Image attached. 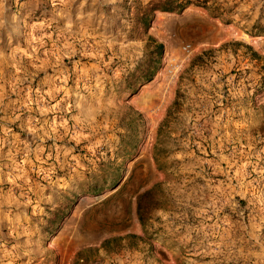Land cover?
Instances as JSON below:
<instances>
[{"label":"rangeland","instance_id":"374dc122","mask_svg":"<svg viewBox=\"0 0 264 264\" xmlns=\"http://www.w3.org/2000/svg\"><path fill=\"white\" fill-rule=\"evenodd\" d=\"M125 1L0 0V264H264V0L154 12L133 93Z\"/></svg>","mask_w":264,"mask_h":264},{"label":"trees","instance_id":"16d2710c","mask_svg":"<svg viewBox=\"0 0 264 264\" xmlns=\"http://www.w3.org/2000/svg\"><path fill=\"white\" fill-rule=\"evenodd\" d=\"M209 0H146L144 3L139 0L125 1L122 5V17L124 21L125 37L129 41H138L143 44L144 55L135 69L128 74L125 80V88L134 92L138 85L149 82L156 71L160 68L163 55V47L152 36L148 29L153 19L154 12L179 13L188 5L204 7ZM253 59L259 60L256 54ZM264 61V58L261 59ZM264 80V78H262ZM154 187L136 196L135 215L140 226L147 222L149 213L157 206L153 196ZM138 239L135 236H128ZM106 242L102 244V248Z\"/></svg>","mask_w":264,"mask_h":264},{"label":"bare ground","instance_id":"6f19581e","mask_svg":"<svg viewBox=\"0 0 264 264\" xmlns=\"http://www.w3.org/2000/svg\"><path fill=\"white\" fill-rule=\"evenodd\" d=\"M238 36H240V37H241V39H242L243 41L247 42V43H250V44H252V43L254 42V40H253V39H251V38L247 37L246 35H243V34H238V35H237V37H238Z\"/></svg>","mask_w":264,"mask_h":264}]
</instances>
